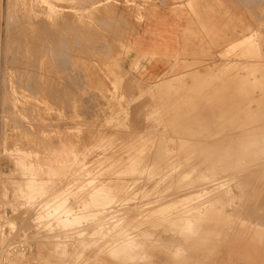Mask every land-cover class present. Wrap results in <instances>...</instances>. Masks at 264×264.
<instances>
[{"label": "rangeland", "instance_id": "1", "mask_svg": "<svg viewBox=\"0 0 264 264\" xmlns=\"http://www.w3.org/2000/svg\"><path fill=\"white\" fill-rule=\"evenodd\" d=\"M81 1L0 0V190L5 185L7 192L5 200L0 198L1 215L14 221L9 199L16 181L21 179L28 186L36 181L40 199L50 204L94 202L100 199L94 197L102 194L99 191L118 194L123 189V195L154 194V179L161 174L156 175L153 169L142 165L146 160L143 155L151 160H166L161 170L169 178L177 177L176 172L189 169V165L198 168L202 162L205 169L209 145L216 148L211 153V163L223 154L222 148L228 149L227 155L245 149V135L232 134L236 125L245 122L259 128L255 138L259 146L256 158L264 155V0L179 3L191 20L194 37L201 34L206 40L207 34L199 29L201 24L209 28V55L202 56V61L193 66L198 72L208 67V73L204 74L148 73L152 64L144 61L145 57L140 62L134 55L136 48L131 39L137 33L145 35L147 31L141 28L152 23L153 12L164 8L170 0ZM57 19L64 24L58 23L59 27ZM37 21L44 24L46 21L54 28L57 25L54 31L58 33H51L54 28L48 25L46 28L53 34L49 40V31L41 30L43 25L37 28ZM38 32L44 38L47 36L48 41L40 38ZM55 44L59 52H55ZM58 64L66 71L57 69ZM29 75L39 78L30 79ZM30 80L38 81L34 84L40 83L37 86L41 91ZM28 85L36 91L31 92ZM24 86L26 90L21 88ZM50 89L58 95L54 96ZM21 112L23 115H19ZM24 132L29 133L28 142L21 139ZM67 147L70 151L65 150ZM228 159L232 165L236 163V158ZM257 175L256 181L264 179V167L258 169ZM186 190L187 194L191 192L188 189L175 192L185 194ZM85 194L87 197H81ZM102 200L111 202L109 197ZM5 225L0 224V228L8 232ZM7 237L14 242L19 239L12 234ZM258 255L255 258L264 264V255Z\"/></svg>", "mask_w": 264, "mask_h": 264}, {"label": "bare ground", "instance_id": "2", "mask_svg": "<svg viewBox=\"0 0 264 264\" xmlns=\"http://www.w3.org/2000/svg\"><path fill=\"white\" fill-rule=\"evenodd\" d=\"M63 18L65 17L63 16ZM57 20H59V22L57 21V24L60 23V19ZM39 21L41 22L42 20ZM39 21H37L39 27H37V24L36 27L40 29L43 25L41 30L44 28L47 29L48 25L50 26L49 22V24H47L45 21V24L44 22H42V24L39 23ZM52 24L53 23H51V25ZM60 24H64V22ZM58 26L60 27L59 24ZM55 28L52 32L47 29L49 31L48 38H50V36L53 38V34L50 35L51 33H58L57 31H54ZM31 33L34 34L33 32ZM38 33H36L37 36ZM101 33L102 32H100V34ZM40 35V38H44L42 37V34ZM55 36L57 35L55 34L54 37ZM45 38H47V36ZM51 38L49 40H51ZM56 45L57 44L54 46ZM55 48L57 49L55 52H59L57 46ZM60 48L62 49V47ZM61 51L63 52V50ZM55 56H60V59L64 58L62 57V54L56 55L55 53ZM64 63L61 62V64ZM50 64L52 63L50 62ZM61 64H58V66L56 65L58 67L57 69L60 68L59 65ZM63 70L66 71L65 69ZM63 70L61 69L60 71L63 72ZM27 71L28 69L26 68L25 72L27 73ZM75 71L73 73H75ZM34 76L32 75V78L30 77V79L38 77L36 76L33 78ZM34 82L38 83V81L34 80L30 84H33V86L38 90L40 87L37 85L40 83L36 85ZM20 85L22 86L23 82ZM78 86L79 85L77 83L76 87ZM31 87L32 86H30V88ZM34 87L31 89L29 87L27 88L32 92V90L35 89ZM68 87L67 89H70ZM21 88L26 90L25 86ZM63 90L66 91L65 88H63ZM38 91H41V88ZM65 91L64 93H66ZM52 93L55 94L54 96L58 95L56 92ZM30 95L31 94L29 93L28 97ZM32 95L34 96L33 93ZM53 98L55 99V97ZM56 99H58V97ZM8 106L9 105H7V107ZM58 109L59 107L57 110ZM24 112H26V109ZM15 113L17 114V111H15ZM20 114H22V112L19 113V115ZM33 114H35L34 111ZM50 114H52V112ZM195 114H197V112ZM179 117L181 118L182 116ZM34 119H37V117ZM10 120L13 121L14 119L12 120V118H10ZM183 124H185V122ZM258 129L259 128L254 127V123L252 122H245L236 125L235 128H233L234 131L232 134L245 135L246 138L245 149L243 151L235 150L233 151L235 154L227 155L226 150L228 149L222 148L221 152L223 154L221 153V156L218 155L217 159L211 163L210 158L213 157L211 153L215 152L216 148H212L209 145L207 152V168L204 169L202 167V162L201 166L198 168L189 165V169H182L176 172L177 177L169 178L170 175L163 176L165 172L161 169L165 165L166 160H151L148 155H143L142 159L146 160L142 163V165L153 169L156 175L161 174V176H157L154 179V189L156 190V193L151 195L146 193L131 196L127 194L128 192H124L125 194L123 195L121 192L123 189L121 188L122 190H120L118 194H108L103 191H99V193L102 194H95L96 196L94 197L96 199H100L97 201L95 200L94 202L84 201L80 204H77L76 202H61L50 204L48 202H44L42 198L40 199L41 195H38L37 193L39 188L36 181H30L33 182L31 186L26 184L27 181H21L22 179L16 181L17 186L14 187L11 199H9V206L12 209L11 212H13V215L15 216L14 221L12 220L13 218L6 219L5 216L0 214V224L6 223L7 226H5L8 228V232L6 231L7 233L2 230L4 224L1 225L2 228H0V264H5V258L8 264H260V261L255 258V255H264V179H258V181L256 180L258 178V169L264 167V155L256 158L259 155V153H256V151L259 150V146L255 139L256 135L259 133ZM28 134L26 132L22 133L21 135L23 136L21 139L28 142ZM169 148H171V146ZM65 150L70 151V148L67 147ZM139 150L144 149L141 148ZM231 157L236 158V163L233 165L228 159ZM253 157H255V159ZM60 176L62 177V175ZM103 180L106 181L104 178ZM86 182H88V180ZM178 182L186 183L187 185L184 187H172L170 185H175V183ZM120 187L121 186H119V188ZM103 188L105 190V187ZM234 188L235 191L233 190ZM170 189H172V192H168ZM184 189H188L191 192L189 191L190 193L188 194L186 193L187 190L185 191V194L175 192ZM74 197H76V195ZM81 197H87V195L85 194ZM107 197L111 198V202L102 200ZM0 198L2 200L7 198L5 185L2 186V190H0ZM70 198L72 199L71 196ZM114 201L117 202L115 205H113ZM8 213L10 216V211ZM7 234L19 237V239L17 238V241L21 243V245H19L17 241L16 242L18 244L12 241V238H9L12 236L7 237Z\"/></svg>", "mask_w": 264, "mask_h": 264}, {"label": "crops", "instance_id": "3", "mask_svg": "<svg viewBox=\"0 0 264 264\" xmlns=\"http://www.w3.org/2000/svg\"><path fill=\"white\" fill-rule=\"evenodd\" d=\"M182 1L170 0L164 8H157L153 12L154 21L145 24L146 28H141L147 31L146 34L137 33L131 39L133 41L131 45L136 48L134 55L138 60L140 61L141 57H145L144 61L152 64L147 70L148 73H208V67H205L203 72H198L193 66L194 63L202 61V56L209 55V28L207 25L201 24V29H199L207 34L206 40L201 34L194 37L195 31L191 20L188 16L186 17L185 9L179 6ZM192 1L195 0H188V5ZM136 36L139 38H134ZM162 56L164 58H159ZM189 56L191 57L188 58Z\"/></svg>", "mask_w": 264, "mask_h": 264}]
</instances>
